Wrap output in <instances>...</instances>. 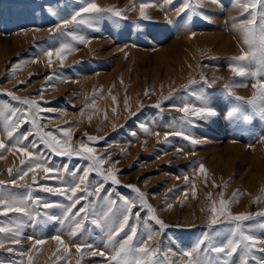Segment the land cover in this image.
I'll return each mask as SVG.
<instances>
[{"label":"rangeland","instance_id":"obj_1","mask_svg":"<svg viewBox=\"0 0 264 264\" xmlns=\"http://www.w3.org/2000/svg\"><path fill=\"white\" fill-rule=\"evenodd\" d=\"M90 3L126 10L124 18L105 14L91 26L68 23L57 30V25ZM141 3L147 6L149 19L140 18ZM186 3L196 12H179ZM257 12L264 14V4L258 5ZM242 13L237 0H0V141L7 145L0 149V181H5L0 193L15 198L30 194L40 201H27L31 219L0 206V226L13 230L0 233L4 244L0 264H115L110 260L113 249L125 234H131L132 227L137 229L134 247L153 236L148 244L157 252L150 264H186L183 252L190 251L203 233H210L218 246L233 238L237 222L221 215L216 225H210L211 207L219 210L221 198L231 201L232 215L251 217L240 222L257 240L249 264H256L251 256H264L259 251L264 248V117L259 115L264 96L253 88L264 83V63L234 59L249 51L238 27L249 18ZM88 16L82 13L83 18ZM62 46L64 51L57 56ZM233 66H244L246 74L233 73ZM254 93L256 104L247 103ZM13 96L37 101L41 110L29 109ZM201 97L207 98L216 115L206 120L190 117L194 124H189L177 109L186 104L198 107ZM16 109L32 112L40 128L58 138L62 133L57 129L70 131L74 147L81 143L92 147L94 155L105 161V174L118 170L120 184L90 172L91 195L78 192V197L87 199L73 209L87 206L88 219L75 238L70 235L72 222H60L70 201L42 188L78 182L71 173L79 167L83 174L91 162L55 155L36 135L20 145L9 140L6 117ZM245 115L251 120H245ZM32 129L29 123L18 131L27 135ZM32 142L39 151L30 146ZM17 147L43 156L37 162L53 169L48 178L41 168L20 179L33 165H21L28 158ZM201 165L205 173L200 172ZM101 184L97 196L95 188ZM134 189L144 194L163 229L149 218L147 209L141 211ZM124 199L135 202L133 212L140 216H131L120 236L109 240V230L118 228L123 219ZM110 200L116 205H109ZM43 203L55 206L45 209ZM109 206L115 215L108 226L93 225L91 220ZM17 224L21 225L18 233ZM38 240L43 243L36 244ZM88 245L95 254L87 250ZM77 246L82 247L81 253ZM242 254L243 248L230 258L219 254L213 264H240ZM129 264H135V259L130 258Z\"/></svg>","mask_w":264,"mask_h":264},{"label":"snow or ice","instance_id":"obj_2","mask_svg":"<svg viewBox=\"0 0 264 264\" xmlns=\"http://www.w3.org/2000/svg\"><path fill=\"white\" fill-rule=\"evenodd\" d=\"M171 3V0H169ZM264 4V0H247L245 3H240L237 0V6L243 9V13H247V19L243 20L239 24L240 30L244 33V40L243 43L249 46V51L247 53L242 52V54L234 59L238 62L248 61V60H259L261 63H264V14H259L257 12L258 5ZM146 5L141 3L140 5V18L141 19H149L146 15ZM186 9H191L193 13L196 12V8L193 7L190 3L184 4L182 8H180L179 12H185ZM124 11L126 10H118L113 7L109 8H101L97 6L95 3H90L87 7L82 8L79 12H77L74 16L71 17V20H64L61 25H57V30L61 27L66 26L68 23L74 24H85L88 23L91 26L92 21H99L102 16L105 14H111L114 17L124 18ZM83 14H89V16L85 19L82 17ZM242 13V15H243ZM235 19V18H233ZM235 26V25H234ZM81 42H84L83 37H78ZM64 47L62 46L61 49L57 50V56L61 55V52L64 51ZM47 55L51 57L52 53L48 52ZM51 60H49V64ZM232 72L237 75H245L246 69L244 66H233L231 68ZM255 75V73L253 74ZM26 83V82H21ZM190 83H194L190 82ZM226 88L228 86L226 85ZM253 88L258 89V92L261 96H264V83H257L253 84ZM229 95H231V91L229 89ZM11 95V93H8ZM145 95H148L146 92ZM15 100L20 101L19 97H12ZM237 100H241V97H236ZM258 99L257 93L253 94V97L247 101L249 104H256ZM201 105L198 107H190L187 104L182 107L178 108L177 110L184 114L185 120L189 124H194V122L189 119L190 117H196L202 120L209 119L216 115L215 110L212 108L211 103L205 97H201ZM21 103L28 106L29 109H35L40 111L39 104L37 101L24 99L20 101ZM159 107V105H156ZM259 115L264 117V106L259 107ZM245 120H251L250 115L244 116ZM6 127L5 131L7 133V137L9 140L15 139L16 144L20 145L23 141L27 140L29 136L36 135L39 137L40 142L53 154L64 156V157H80L82 159H86L91 163L88 167L83 169V174H80L79 167L77 171L72 172L71 175L75 178L78 177V182L73 179L71 182L67 183V187H43L42 190L45 192L56 193L58 195L65 196L70 204L66 207L64 212V220L60 221L62 224L65 221H71V230L70 235L75 238L80 232L83 227V221L88 219L87 215V206L80 207L77 211L73 212V209L76 208V205L80 203L81 199H87V196H77L78 192H85L88 195L91 193L88 191V181H89V174L90 172H97L104 181H111L112 184H120V181L116 178V172L118 170L109 169L108 172L105 174L102 170L105 161L102 157H97L94 155V149L89 147L87 144H79L78 147H74L69 141L71 133L70 131H64L62 129H57L62 133V138H58L56 135L53 134L52 131H44L40 128L38 123V118L33 115L32 112L25 110L21 111L20 109H16L11 112L9 116L6 117ZM31 123L33 129L25 135L23 132L18 131L23 125ZM177 135H182V133H177ZM187 138V137H185ZM90 141H95L96 138L89 137ZM165 139L167 140V134L165 135ZM192 143H196V140L193 139ZM32 148L39 151V145L35 142H32L30 145ZM7 145L0 141V149H6ZM11 150V149H8ZM16 151L21 153L23 156L27 157V161L21 160L20 163L22 166L25 165H33L28 167L27 171H23V168L20 171H23V175H20L19 178L23 179L24 176H27L28 171L35 172L37 169H43L46 174L52 173L53 169L50 167L44 166L42 163L37 162L38 159L42 160L43 156L37 157L35 153L28 152L25 147H17ZM65 170H68L67 165L63 166ZM205 169L203 165L200 166V172L205 173ZM12 175V171L9 170V176ZM19 175V172H18ZM187 180V178H185ZM11 183H15V180H12ZM5 181H0V185H4ZM83 186V187H82ZM103 185H99L95 188L96 195L99 196L101 192V188ZM132 187V186H128ZM138 193L139 196V203L141 205V211L147 209L150 216L149 218L155 220L157 224L161 226V229L165 227L162 221L156 218L154 215V209H152L148 204L144 197L143 193L139 192V189H134ZM237 194H233V198H235ZM222 196V194H221ZM33 200L32 196L29 194L27 197L24 198H15L4 193H0V206L7 208L8 211L22 213L24 215L29 216L31 219V213L29 212L28 208L26 207L27 201ZM34 203L39 204V200H33ZM115 200H110L109 205H116ZM231 201H225L222 198L219 201V210L217 207L213 205L211 207L212 216L210 218V225H216L219 216H224L226 221L228 222H237L235 228L232 230V237L228 239L226 244L222 246H218L213 243L212 236L210 233L205 232L203 233L202 237L195 243L190 251H184L183 256L188 257L186 264H213L214 260L219 257V254H224L226 257H232L233 254L237 253L238 249L243 248V254L240 257V264H249V256L254 248H256L257 240L253 235L250 233H246L241 226L240 222L247 221L251 217L238 214L232 215L228 211V204ZM135 202L130 201L128 199H124L122 204L120 205L121 208L124 210L123 219L119 224V227H113L109 230V240L114 239L115 237L120 236V233L124 231L125 227L128 225L129 218L131 216H136L139 218V212H133ZM43 208L48 209L53 206L54 204L51 203H43ZM219 211V215H218ZM83 214V219H80ZM112 215H115L113 212V208L109 206L107 210L103 211L98 215L96 219H92L91 223L96 225L97 227L104 228L108 226L112 219ZM264 215V213H261ZM21 227L20 224L16 226V233H18L19 228ZM11 228L0 226V233H7L12 232ZM14 233V235L16 234ZM137 235V229L135 227L131 228V234H125V237L119 242V247L114 248V254L110 257V260L115 262V264H129L130 258L135 259V264H145V262H151L152 257L156 254L157 250L150 247L148 241L152 240V234H149L146 241H143L139 246L134 247V238ZM56 240H60L59 236L54 237ZM14 243H18L17 240L13 241ZM43 241H36V244H42ZM63 244V241H60ZM204 246V247H202ZM0 247H4V244L0 242ZM87 250H90L95 254V249L92 248L91 245L86 246ZM77 252H82V247L77 246ZM11 251V249H9ZM67 251V248H65ZM259 251L264 252V248H260ZM211 253L217 254V257H212ZM101 256L105 255L104 252L99 253ZM134 254H140L139 256H135ZM31 257H29V261H31ZM251 259L256 261V264H264V256L256 257L251 256Z\"/></svg>","mask_w":264,"mask_h":264}]
</instances>
